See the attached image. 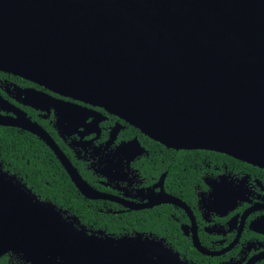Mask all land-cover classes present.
<instances>
[{
  "label": "water",
  "instance_id": "95a60500",
  "mask_svg": "<svg viewBox=\"0 0 264 264\" xmlns=\"http://www.w3.org/2000/svg\"><path fill=\"white\" fill-rule=\"evenodd\" d=\"M0 69L264 167V0H0ZM55 215L35 203V255H177L130 237L76 247Z\"/></svg>",
  "mask_w": 264,
  "mask_h": 264
},
{
  "label": "flooded vegetation",
  "instance_id": "af4514ba",
  "mask_svg": "<svg viewBox=\"0 0 264 264\" xmlns=\"http://www.w3.org/2000/svg\"><path fill=\"white\" fill-rule=\"evenodd\" d=\"M38 202L76 247L130 237L177 254L165 264H264L263 166L168 146L102 106L0 69V264H160L161 255H35Z\"/></svg>",
  "mask_w": 264,
  "mask_h": 264
},
{
  "label": "snow or ice",
  "instance_id": "6c2138e0",
  "mask_svg": "<svg viewBox=\"0 0 264 264\" xmlns=\"http://www.w3.org/2000/svg\"><path fill=\"white\" fill-rule=\"evenodd\" d=\"M164 256H166V253H162V256H161V264H163Z\"/></svg>",
  "mask_w": 264,
  "mask_h": 264
}]
</instances>
